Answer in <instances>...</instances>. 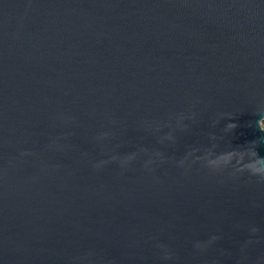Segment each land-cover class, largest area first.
<instances>
[{
  "label": "water",
  "instance_id": "water-1",
  "mask_svg": "<svg viewBox=\"0 0 264 264\" xmlns=\"http://www.w3.org/2000/svg\"><path fill=\"white\" fill-rule=\"evenodd\" d=\"M262 117L264 0H0V264H264Z\"/></svg>",
  "mask_w": 264,
  "mask_h": 264
},
{
  "label": "clouds",
  "instance_id": "clouds-1",
  "mask_svg": "<svg viewBox=\"0 0 264 264\" xmlns=\"http://www.w3.org/2000/svg\"><path fill=\"white\" fill-rule=\"evenodd\" d=\"M260 123H261V126L264 127V117L261 118ZM227 127L231 128L233 127V125L229 124L227 125ZM243 158H244L243 155H240L237 158V162H239L240 160H243ZM230 163H231V158L228 156H224V155L218 156L214 159H209L207 161L208 167L213 168V169H220L223 167H227ZM246 167L249 169L251 174L259 175L262 178H264V158H261L260 160H257V161H253L251 157H249V162L246 165ZM213 239H216V238L213 237ZM197 247L199 246L197 245Z\"/></svg>",
  "mask_w": 264,
  "mask_h": 264
},
{
  "label": "rangeland",
  "instance_id": "rangeland-1",
  "mask_svg": "<svg viewBox=\"0 0 264 264\" xmlns=\"http://www.w3.org/2000/svg\"><path fill=\"white\" fill-rule=\"evenodd\" d=\"M264 128V127H263Z\"/></svg>",
  "mask_w": 264,
  "mask_h": 264
}]
</instances>
